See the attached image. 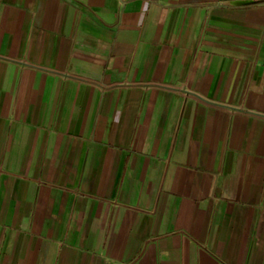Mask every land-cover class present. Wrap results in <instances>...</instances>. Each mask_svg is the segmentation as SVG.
I'll use <instances>...</instances> for the list:
<instances>
[{
    "label": "crops",
    "instance_id": "1",
    "mask_svg": "<svg viewBox=\"0 0 264 264\" xmlns=\"http://www.w3.org/2000/svg\"><path fill=\"white\" fill-rule=\"evenodd\" d=\"M0 264H264V0H0Z\"/></svg>",
    "mask_w": 264,
    "mask_h": 264
}]
</instances>
